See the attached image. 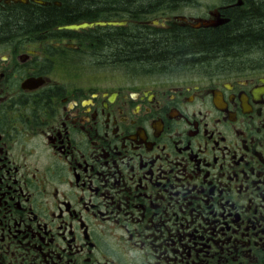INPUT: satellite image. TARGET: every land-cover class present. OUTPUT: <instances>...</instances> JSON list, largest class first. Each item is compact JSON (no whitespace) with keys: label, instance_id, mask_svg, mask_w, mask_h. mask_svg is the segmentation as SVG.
Wrapping results in <instances>:
<instances>
[{"label":"flooded vegetation","instance_id":"obj_1","mask_svg":"<svg viewBox=\"0 0 264 264\" xmlns=\"http://www.w3.org/2000/svg\"><path fill=\"white\" fill-rule=\"evenodd\" d=\"M245 4L123 0L65 23L117 24L0 36V264H264V56L138 68L108 48Z\"/></svg>","mask_w":264,"mask_h":264},{"label":"trees","instance_id":"obj_2","mask_svg":"<svg viewBox=\"0 0 264 264\" xmlns=\"http://www.w3.org/2000/svg\"><path fill=\"white\" fill-rule=\"evenodd\" d=\"M51 6L33 9L22 7L10 16L0 19V36L18 31L52 30L56 26L72 22L74 13H97L100 6L120 4L123 0H47ZM61 2L60 5L55 2ZM246 4L234 10L229 24L215 30H185L184 35L173 39L153 40L144 36L108 39V48L129 54L133 64L140 67L167 66L172 69L178 64H203L214 66L220 59L235 56H264V0H245ZM255 53H253L254 51ZM243 53H239L242 52ZM247 51V52H246ZM250 51V52H248ZM249 53V54H248ZM225 56V57H224ZM230 58V59H234ZM157 70V69H156ZM154 69V72H159ZM171 71V70H169ZM167 72V71H164Z\"/></svg>","mask_w":264,"mask_h":264},{"label":"water","instance_id":"obj_3","mask_svg":"<svg viewBox=\"0 0 264 264\" xmlns=\"http://www.w3.org/2000/svg\"><path fill=\"white\" fill-rule=\"evenodd\" d=\"M26 1V0H22ZM37 3L45 4L43 1L35 0ZM105 23L97 22V23H81V24H70L66 26L60 27V29H67V30H80V29H86L88 27H93L95 25H104Z\"/></svg>","mask_w":264,"mask_h":264},{"label":"rangeland","instance_id":"obj_4","mask_svg":"<svg viewBox=\"0 0 264 264\" xmlns=\"http://www.w3.org/2000/svg\"><path fill=\"white\" fill-rule=\"evenodd\" d=\"M256 51H254L253 53H255ZM239 53H243V51L242 52H239ZM244 56H247V54H244ZM225 57V56H224ZM235 56H233V57H230V58H234ZM249 57V56H248ZM230 58H226V59H220L218 62H216L215 64H220V65H223V64H227V63H230L231 61V63H238V62H241V61H243V60H239V59H230ZM228 61H230V62H228ZM235 61V62H234ZM244 62V61H243ZM185 70H183L182 72H184ZM155 73V72H154Z\"/></svg>","mask_w":264,"mask_h":264},{"label":"bare ground","instance_id":"obj_5","mask_svg":"<svg viewBox=\"0 0 264 264\" xmlns=\"http://www.w3.org/2000/svg\"><path fill=\"white\" fill-rule=\"evenodd\" d=\"M38 1H43L44 3H48L47 0H38ZM101 22V21H100ZM89 23V22H88ZM91 23H97V22H91ZM101 23H104V22H101ZM254 51V50H253ZM247 52V51H246ZM250 52V51H248ZM249 54V53H248ZM245 57H248V56H245ZM250 59V57L247 58V60ZM251 61H255V62H259L260 59H256V60H251Z\"/></svg>","mask_w":264,"mask_h":264}]
</instances>
